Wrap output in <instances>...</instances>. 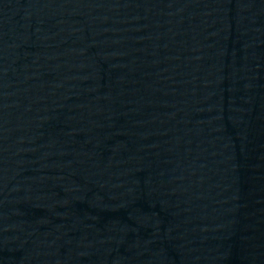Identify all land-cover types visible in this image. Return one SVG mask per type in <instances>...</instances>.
I'll use <instances>...</instances> for the list:
<instances>
[{"label":"water","instance_id":"95a60500","mask_svg":"<svg viewBox=\"0 0 264 264\" xmlns=\"http://www.w3.org/2000/svg\"><path fill=\"white\" fill-rule=\"evenodd\" d=\"M0 264H264V0H0Z\"/></svg>","mask_w":264,"mask_h":264}]
</instances>
